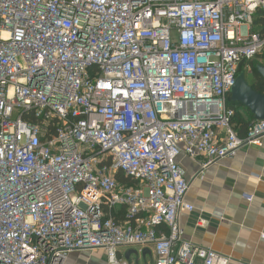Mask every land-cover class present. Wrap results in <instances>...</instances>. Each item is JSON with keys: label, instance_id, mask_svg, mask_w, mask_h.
<instances>
[{"label": "built area", "instance_id": "built-area-1", "mask_svg": "<svg viewBox=\"0 0 264 264\" xmlns=\"http://www.w3.org/2000/svg\"><path fill=\"white\" fill-rule=\"evenodd\" d=\"M262 18L264 0H0V264H120L134 246L231 264L183 239L179 159L202 172L262 146L264 121L240 137L230 103L241 64L264 59Z\"/></svg>", "mask_w": 264, "mask_h": 264}, {"label": "crops", "instance_id": "crops-1", "mask_svg": "<svg viewBox=\"0 0 264 264\" xmlns=\"http://www.w3.org/2000/svg\"><path fill=\"white\" fill-rule=\"evenodd\" d=\"M179 161L185 177L192 180L186 201L195 208L179 217L183 239L231 257V264H264V142L245 146L235 158L202 172V158L181 156ZM117 258L120 264L155 263L150 246L121 247ZM65 264L109 262L104 251H77Z\"/></svg>", "mask_w": 264, "mask_h": 264}, {"label": "water", "instance_id": "water-1", "mask_svg": "<svg viewBox=\"0 0 264 264\" xmlns=\"http://www.w3.org/2000/svg\"><path fill=\"white\" fill-rule=\"evenodd\" d=\"M257 74L264 80V66H256ZM245 71H241L230 91V102L244 106L255 121H264V93H258L250 84Z\"/></svg>", "mask_w": 264, "mask_h": 264}, {"label": "trees", "instance_id": "trees-1", "mask_svg": "<svg viewBox=\"0 0 264 264\" xmlns=\"http://www.w3.org/2000/svg\"><path fill=\"white\" fill-rule=\"evenodd\" d=\"M255 28H256L257 30H259V31H261V29L264 30V18H262V19H260V20H257V21L255 22L254 29H255ZM254 61H260V60H254ZM254 61H251V62H244V63H242L241 66H240V68H239V73H240L241 71L244 70V67H245V66H249V68L251 67V69H252L253 72H254V81H253V83H252V86H253V88H254V90H255L256 92L263 94V93H264V80H263V78H261V77L257 74V72H256V66H257V65L254 63ZM261 61H264V59L261 60ZM263 66H264V65H263ZM245 72H246V71H245ZM230 103H231V102H230ZM231 106H232V107H235V106L233 105V103H231ZM246 115H247L248 119L245 118V115H243V114H239V113L236 115V117H235V119H234V124L236 125V127H237V129H238V132H239L240 137H244V136L246 135L247 130H248L249 126H250V123L253 122V121H255L254 118H253V116H252L248 111L246 112ZM117 179L119 180V182H120L121 184H127V185H131V184H132L130 178L126 177V176H125L123 173H121V172H119V173L117 174ZM124 217H125L124 212H121V213L119 214V218H120L121 220H124V219H125Z\"/></svg>", "mask_w": 264, "mask_h": 264}, {"label": "rangeland", "instance_id": "rangeland-1", "mask_svg": "<svg viewBox=\"0 0 264 264\" xmlns=\"http://www.w3.org/2000/svg\"><path fill=\"white\" fill-rule=\"evenodd\" d=\"M254 63H255L256 65H264V61H254ZM243 71H246V74H247L246 76H247L250 80L254 81V72H253V70L251 69V67L249 68V66H245ZM233 105L235 106L236 109H238V110H240V111H245V112H247V110H246V108H245L244 106H241V105H238V104H233Z\"/></svg>", "mask_w": 264, "mask_h": 264}]
</instances>
